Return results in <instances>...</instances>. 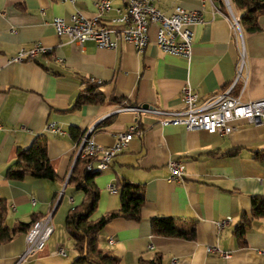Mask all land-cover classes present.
I'll return each mask as SVG.
<instances>
[{
	"label": "crops",
	"instance_id": "1",
	"mask_svg": "<svg viewBox=\"0 0 264 264\" xmlns=\"http://www.w3.org/2000/svg\"><path fill=\"white\" fill-rule=\"evenodd\" d=\"M100 1L0 0V196L9 206L6 225L13 229L51 216L54 227L45 248L24 260L26 233L0 245V264H73L78 257L74 246L69 247L57 235L62 217L69 213L63 211L58 220L63 202L67 208H75L84 201V194L69 184L77 158L70 129L91 132L96 144L108 148L116 143L119 133L136 123L141 136L96 179L100 198L92 220L120 210L119 183L124 180L144 189L142 220L118 218L110 222L101 232V249L120 264H139L141 258L152 260L157 254L162 256V264H172L174 258L178 264H264V218L252 221L245 244L234 235L242 214L251 212L252 198L264 196V160L255 159V153L264 154V122L256 126L240 121L233 133L219 136L160 126L158 121L165 116L125 109L180 111L184 108L182 89L187 85L200 99L230 88L231 95L243 101L264 98V15L259 19L260 32L242 30L240 35L233 29L228 8L224 10L212 0H155L165 16L178 7L203 15V23L191 28L190 61L159 49L155 28L143 52L125 42L116 49L100 48L91 41L70 43L56 33V18L70 22L77 12L94 18ZM109 1L111 9L100 16L99 24L119 31L129 0ZM36 43L53 48V54L40 55L33 62L15 61L21 50ZM242 53L245 89L243 80L235 85ZM86 81L100 85L106 101L72 111ZM112 99L122 103L110 102ZM51 123L63 134L50 132ZM38 136L47 138L48 157L58 179L9 181L6 173L16 162L17 152L29 148ZM233 151L236 155H228ZM173 160L185 163L181 182L169 179ZM156 217L174 218L180 224L196 221V239L153 235L151 220ZM228 219L219 229L218 223ZM59 247L65 249V256L53 254ZM210 247H218L230 257L209 253Z\"/></svg>",
	"mask_w": 264,
	"mask_h": 264
},
{
	"label": "built area",
	"instance_id": "2",
	"mask_svg": "<svg viewBox=\"0 0 264 264\" xmlns=\"http://www.w3.org/2000/svg\"><path fill=\"white\" fill-rule=\"evenodd\" d=\"M62 2L76 3L78 0H60ZM232 20L233 29L242 35L240 18L231 6L230 0H225ZM98 14L94 18H86L80 13L72 16L67 22L62 18H56L53 26L59 36L66 37L70 43L83 45L86 42H94L98 47L104 49H116L120 42L134 45L143 52L151 41L150 32L155 28V42L164 53L175 55L191 60L193 54V31L192 27L203 23V15L198 11H188L182 7L176 8L170 16H165L156 6L155 0H129L125 12L120 18L123 28L113 31L99 24L100 16L111 9L109 0H101L97 4ZM53 48L45 47L40 43L34 44L29 50H21L15 61H36L40 55H52ZM59 61L58 59H55ZM245 68L244 53L241 54L237 66V77L235 85L243 80L244 89L247 87V79L243 77ZM234 85V86H235ZM233 88V87H232ZM232 89L200 99L190 86L182 89V101L184 108L180 111L165 112L157 109L125 108L136 113H152L165 116L158 121L160 126L184 127L188 131H204L209 134L226 136L233 133L237 127L236 123L243 121L252 125H261L264 122V98L254 101H243L240 97L231 95ZM48 130L54 134H63L54 123L49 124ZM139 123L130 126L127 131L116 136V143L111 147H103L95 143L91 132L84 133L77 145V157L90 158L87 169L89 171L107 170L113 159L122 153L137 136H141ZM170 181L181 182L186 175V166L183 160H173L169 163ZM116 192L115 188H111ZM227 221L218 223V228L223 229ZM54 233L51 216L37 220L26 233L27 250L24 258L35 254L45 248L47 242ZM114 244V240H110ZM209 253H216L223 258H229L230 254L218 247L208 248ZM54 255H66L65 249L59 247ZM172 264H178L174 258Z\"/></svg>",
	"mask_w": 264,
	"mask_h": 264
},
{
	"label": "trees",
	"instance_id": "3",
	"mask_svg": "<svg viewBox=\"0 0 264 264\" xmlns=\"http://www.w3.org/2000/svg\"><path fill=\"white\" fill-rule=\"evenodd\" d=\"M222 9L226 10L225 0H212ZM233 11H237L240 18L241 29L247 33L261 31L259 19L264 15V0H230ZM106 97L101 86L86 81L84 89L77 97L72 108L80 109L85 105H102ZM110 102L122 103V100L112 99ZM84 132L72 127L70 135L78 145ZM233 151L228 155H236ZM255 159L264 160L262 152L255 153ZM90 158H76L75 164L69 177V184L74 186L76 192L84 194L81 205L72 208L65 220V228L73 241V246L78 254L73 264H120L119 259L106 253L100 247V235L103 229L113 220L123 218L133 222H141V209L145 202L144 189L141 185L133 184L127 180L119 183L121 195V208L117 212H111L104 217L93 221L92 216L97 210L100 190L96 185V179L101 175L100 171H89L87 166ZM27 177L41 180L55 181L58 176L48 157L47 138L38 136L27 149H19L16 162L9 167L6 178L13 182H22ZM8 203L0 196V245L9 243L19 233H27L34 222L29 224L20 223L17 228H9L6 225ZM264 218V196L252 198L250 213L244 212L241 221L235 227L234 235L241 245L245 244V236L251 223L255 219ZM181 222V221H180ZM179 220L169 217H156L151 220L152 233L155 236L167 238H179L195 240L197 236V222L186 221L180 224ZM163 258L157 254L152 260L141 258L139 264H162Z\"/></svg>",
	"mask_w": 264,
	"mask_h": 264
},
{
	"label": "rangeland",
	"instance_id": "4",
	"mask_svg": "<svg viewBox=\"0 0 264 264\" xmlns=\"http://www.w3.org/2000/svg\"><path fill=\"white\" fill-rule=\"evenodd\" d=\"M66 204H67V202L64 201L61 208H60V212L58 213V220H59V216L61 214H63V211H66L65 213H68L72 209V208H67ZM65 220H66V215L64 216V218L62 217V222H61L62 224H60L58 226L57 235L62 236L66 242V245H68L70 247V245H73V241L68 237V235L66 233Z\"/></svg>",
	"mask_w": 264,
	"mask_h": 264
},
{
	"label": "water",
	"instance_id": "5",
	"mask_svg": "<svg viewBox=\"0 0 264 264\" xmlns=\"http://www.w3.org/2000/svg\"><path fill=\"white\" fill-rule=\"evenodd\" d=\"M145 109H148V108H145Z\"/></svg>",
	"mask_w": 264,
	"mask_h": 264
}]
</instances>
